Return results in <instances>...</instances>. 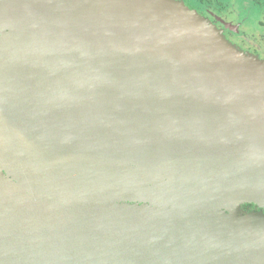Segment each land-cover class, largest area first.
Segmentation results:
<instances>
[{
    "label": "water",
    "instance_id": "95a60500",
    "mask_svg": "<svg viewBox=\"0 0 264 264\" xmlns=\"http://www.w3.org/2000/svg\"><path fill=\"white\" fill-rule=\"evenodd\" d=\"M244 203L263 60L179 0H0V264H264Z\"/></svg>",
    "mask_w": 264,
    "mask_h": 264
},
{
    "label": "rangeland",
    "instance_id": "374dc122",
    "mask_svg": "<svg viewBox=\"0 0 264 264\" xmlns=\"http://www.w3.org/2000/svg\"><path fill=\"white\" fill-rule=\"evenodd\" d=\"M179 1L183 2L198 15L214 24L220 31H222L226 38L228 37L225 33L226 30L224 27H222L221 23H229L231 25H234V27H236L237 29H241V33L243 32L251 39L262 44L264 43V2L261 5L257 6L253 4L251 0H213L210 3H206L200 6L195 0ZM208 9L209 12L207 13L206 10ZM244 16H246L247 18H244ZM229 41L236 45L242 51L256 55L252 51L242 48V46L235 44L231 40ZM256 56L258 58L261 57H259L258 55ZM260 59L264 61V58ZM244 204L241 205L242 211L244 213H248L243 210ZM259 207L263 209L260 212H264V207Z\"/></svg>",
    "mask_w": 264,
    "mask_h": 264
},
{
    "label": "flooded vegetation",
    "instance_id": "af4514ba",
    "mask_svg": "<svg viewBox=\"0 0 264 264\" xmlns=\"http://www.w3.org/2000/svg\"><path fill=\"white\" fill-rule=\"evenodd\" d=\"M253 2V4L255 5H261L262 3H255L253 0H251ZM210 3V2H209ZM198 4L200 6L204 5L202 3ZM206 4V3H205ZM207 13L209 12V9L206 10ZM241 13V12H240ZM244 18H247L246 16H244ZM222 27L225 28V33L228 36L227 38L229 40H231L232 42H234L235 44L242 46V48L252 51L253 53H255L256 55H258L260 58H264V43H260L258 41H255L253 39H251L250 37H248L246 34H244L243 32L241 33V29H237L236 27H234V25H231L229 23L225 24V23H221ZM243 210L246 212H257V211H261L263 210L262 208H260L258 205L256 204H251V203H246L243 205Z\"/></svg>",
    "mask_w": 264,
    "mask_h": 264
},
{
    "label": "trees",
    "instance_id": "16d2710c",
    "mask_svg": "<svg viewBox=\"0 0 264 264\" xmlns=\"http://www.w3.org/2000/svg\"><path fill=\"white\" fill-rule=\"evenodd\" d=\"M195 1H197V2H199V3H202V4H205V3H209V2H212L213 0H195ZM255 3H262V2H264V0H253Z\"/></svg>",
    "mask_w": 264,
    "mask_h": 264
}]
</instances>
